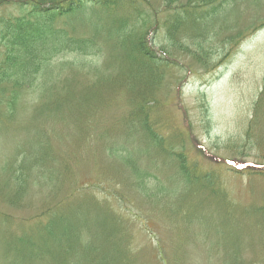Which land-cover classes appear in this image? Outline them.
Listing matches in <instances>:
<instances>
[{
	"label": "rangeland",
	"instance_id": "obj_1",
	"mask_svg": "<svg viewBox=\"0 0 264 264\" xmlns=\"http://www.w3.org/2000/svg\"><path fill=\"white\" fill-rule=\"evenodd\" d=\"M72 1L51 21L27 0L0 5V67L6 21L51 24L38 73L0 83V264L11 238L72 209L93 227L113 217L128 264H264V0ZM179 14L193 26L171 39ZM134 165L155 189L138 187Z\"/></svg>",
	"mask_w": 264,
	"mask_h": 264
},
{
	"label": "trees",
	"instance_id": "obj_2",
	"mask_svg": "<svg viewBox=\"0 0 264 264\" xmlns=\"http://www.w3.org/2000/svg\"><path fill=\"white\" fill-rule=\"evenodd\" d=\"M6 1L7 0H0V5L6 3ZM27 1L32 5L33 14L35 12H40V16H42L44 12L49 11L50 13V11H52L53 13H51L49 17L44 16L47 18L45 21H51L58 13L55 12L57 8L60 7L61 3L67 0ZM107 1L109 0H105L104 3H107ZM214 1L215 0H161L162 4L169 9L176 7L183 8L185 6L190 7L192 5L206 6L213 4ZM47 3L49 6L46 5ZM71 3H73L72 0H70V4L68 5L73 7L74 5H71ZM55 5H57V7ZM32 11L30 13H32ZM45 21L38 19L32 20L30 18L28 19V17L21 20L20 18H15V20L6 21V29L12 30L6 32V34L9 35L2 38L6 40L5 47L10 48L9 51L6 52L4 66L0 67V83L12 81L16 87H19L29 76H35L38 73L41 63L36 56V44H45V39L50 34L48 26H51V24ZM184 22H186V20L180 16V14L174 16L172 19L166 20L165 26L171 39H174L175 35L179 38V36L183 37L188 33L187 31H189V28L193 25L190 22H186L188 24V27L186 28ZM143 47H145V45H143ZM141 51L142 54L146 56H152L147 48L141 47L139 52L141 53ZM16 91L17 90H13L10 105L15 102ZM152 136L156 137L157 135ZM116 151H119L116 155L121 159L124 158L125 162L131 160L132 153L130 150L128 151L127 148L114 149L113 152ZM26 163L25 165H19L15 170L18 185H21L30 174L31 169L27 167ZM185 165L186 161L181 160V171L186 169L188 180L195 182L197 176L194 172H190V169H187ZM134 169L135 175L137 174V178L140 179L137 183L140 189H143L147 193L155 189V187L151 185V183L155 182L149 180L148 175H143V172H141L136 165H134ZM158 186L159 184L157 182V190L159 189ZM20 193H23L22 190H20ZM56 207L57 206H55V208ZM50 210V208H47L45 213ZM104 213L98 216H104ZM88 215L90 214L75 209H72L70 212L61 211L60 214L55 212L52 213L48 221L46 220L44 223H38L39 226H37L35 237L29 235V238L26 239L23 237L11 238L12 242L10 245L13 247L12 249L14 250L15 257L5 264H39L41 255L43 254L48 255L51 264L133 263L134 261L129 260L130 254L126 249L125 243L122 241L121 226L112 220L113 217L111 219L109 215H106L102 218L93 219V227L91 219H88ZM62 246H65L64 250H60ZM68 246L71 250H68ZM20 248L23 251L24 249H27L29 255L20 251ZM70 252L74 253V257L68 261Z\"/></svg>",
	"mask_w": 264,
	"mask_h": 264
},
{
	"label": "bare ground",
	"instance_id": "obj_3",
	"mask_svg": "<svg viewBox=\"0 0 264 264\" xmlns=\"http://www.w3.org/2000/svg\"><path fill=\"white\" fill-rule=\"evenodd\" d=\"M184 24L188 27V24L186 22H184Z\"/></svg>",
	"mask_w": 264,
	"mask_h": 264
}]
</instances>
